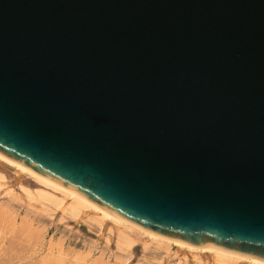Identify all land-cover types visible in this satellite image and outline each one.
Listing matches in <instances>:
<instances>
[{
	"label": "water",
	"instance_id": "95a60500",
	"mask_svg": "<svg viewBox=\"0 0 264 264\" xmlns=\"http://www.w3.org/2000/svg\"><path fill=\"white\" fill-rule=\"evenodd\" d=\"M0 154L264 261V0H0Z\"/></svg>",
	"mask_w": 264,
	"mask_h": 264
},
{
	"label": "rangeland",
	"instance_id": "374dc122",
	"mask_svg": "<svg viewBox=\"0 0 264 264\" xmlns=\"http://www.w3.org/2000/svg\"><path fill=\"white\" fill-rule=\"evenodd\" d=\"M37 179L0 158V211H6L5 222H1L4 214L0 212L3 214L0 215V264L14 263L18 251H23V255L19 254L17 264H214L209 252H197L174 243L158 245L142 234L133 233V243L126 245L118 224L89 208L72 213V198Z\"/></svg>",
	"mask_w": 264,
	"mask_h": 264
},
{
	"label": "bare ground",
	"instance_id": "6f19581e",
	"mask_svg": "<svg viewBox=\"0 0 264 264\" xmlns=\"http://www.w3.org/2000/svg\"><path fill=\"white\" fill-rule=\"evenodd\" d=\"M0 158H2V159H4V160H6L7 162H9V163H11V164H13V165H15L16 167H17V169H18V171H20V172H27V173H30V174H32L36 179L38 178L41 182H43L44 184L46 183V184H48L47 186H49L50 185V187L51 186H53V188H55V190H61V192L63 191L64 193H65V195H67V196H69L70 198H72L71 200H72V202H71V211H72V213H74V214H78L80 211H82L83 209H87V208H89V209H92V210H94V211H96V212H98V213H100V214H102V217L103 218H107V219H110V221H112V223L113 222H115L116 224H118L120 227H122V232L124 233L123 234V237H122V232L121 231H119V233L121 234H119L121 237H122V239L120 238V236H119V239H121L122 240V242L124 243V244H126V245H131L132 243H133V236H131L133 233H137V234H142V236L143 235H146V236H148L150 239H152L153 241H155V243H157L158 245H171V244H177L178 246H180V247H182V248H187V249H190V250H196L197 252L198 251H203V252H209V253H211V257H213V259H214V264H234V263H240V262H247V261H250V262H255V263H257V264H264V261H262V260H259V259H256V258H252V257H247V256H243V255H238V254H234V253H230V252H226V251H222V250H218V249H216V248H213V247H209V246H206V247H198V246H192V245H188V244H185V243H183V242H180V241H177V240H172V239H168V238H164V237H161V236H157V235H155V234H153V233H150V232H148V231H145V230H142V229H140V228H138V227H136V226H134V225H132V224H130V223H127V222H125V221H123V220H121V219H119V218H117L116 216H114V215H112V214H110V213H108V212H106L105 210H103L102 208H100V207H98L97 205H95L94 203H92L91 201H89L88 199H86L85 197H83V196H81L80 194H78V193H76V192H74V191H72V190H70V189H67V188H65V187H63V186H61V185H59V184H57V183H54V182H52V181H50V180H48V179H46V178H44V177H42L41 175H39V174H37V173H35V172H33V171H31L30 169H28V168H26V167H24V166H22V165H20V164H17V163H15V162H13V161H11V160H9V159H7L6 157H4L3 155H1L0 154ZM37 179V180H38ZM45 184V185H46ZM1 207V206H0ZM1 209H3V207L1 208ZM6 210V209H5ZM1 212V211H0ZM4 212H6V211H4L3 210V212H1V213H3L4 214V216L2 217L3 219H2V221H1V219H0V221L1 222H3L5 219H4V217H5V213ZM8 212H9V210H8ZM92 213V212H91ZM2 214V215H3ZM7 214V213H6ZM1 215V214H0ZM1 215V216H2ZM11 215H12V213H11ZM88 215V214H87ZM0 216V217H1ZM10 216V215H9ZM16 217V216H15ZM8 218V217H7ZM10 219V218H9ZM9 219H8V221H9ZM1 222H0V226L2 225L1 224ZM5 222V221H4ZM9 224V223H8ZM112 225V224H111ZM110 225V226H111ZM4 227V226H3ZM9 229V228H8ZM120 229V228H119ZM118 229V230H119ZM123 229H124V231H123ZM121 230V229H120ZM3 231V230H2ZM9 232V231H8ZM12 232V231H11ZM131 232V233H130ZM5 233H6V231H5ZM10 233V232H9ZM22 233H24V232H22ZM1 234H3V233H1ZM8 234V233H7ZM15 235H16V233H15ZM14 235V236H15ZM20 235V234H19ZM1 236V235H0ZM29 236V235H28ZM12 237V236H11ZM20 237H22L21 235H20ZM25 237V236H24ZM9 238V237H8ZM32 238V237H31ZM30 238V239H31ZM1 240V239H0ZM14 240V239H13ZM27 240V239H26ZM19 241V240H18ZM31 241V240H30ZM150 241V240H149ZM10 242H11V240H10ZM24 242H26V243H28L27 241H22V243H24ZM2 243V242H1ZM14 243V242H13ZM18 243V242H17ZM20 243V242H19ZM21 243V244H22ZM26 243H24L25 245H26ZM11 244V243H10ZM24 244H22V246L24 247ZM15 245H17V244H15ZM19 246V245H18ZM21 246V245H20ZM19 246V247H20ZM13 247H14V244H13ZM19 247H18V250H23V249H19ZM52 247V246H51ZM5 248V247H4ZM21 248V247H20ZM28 248H30V247H28ZM14 250H16V249H14ZM185 250V249H184ZM8 251V250H7ZM7 251H5L7 254H8V252ZM49 251V250H48ZM60 251V250H59ZM189 251V250H188ZM15 252H17V251H15ZM21 252H23V251H21ZM21 252H19L18 251V253L20 254ZM13 253V252H12ZM2 254H3V251H2ZM19 254H17L18 256H16L15 254H14V256H15V258H21V256L19 257ZM195 254V253H194ZM21 255H23V253H21ZM47 255V254H46ZM46 255H45V257H46ZM60 255V254H59ZM4 256V255H3ZM12 256H13V254L11 255V258H12ZM14 256H13V260H15L14 259ZM199 256V255H198ZM52 257V256H51ZM85 257V256H84ZM6 258H7V256H6ZM17 258V259H18ZM3 259V258H2ZM9 259H10V257H9ZM9 259L7 260V261H9ZM16 259V260H17ZM1 260V259H0ZM16 260H15V264H17L16 263ZM50 260H51V258H50ZM57 260H60V259H57ZM10 261H12V260H10ZM55 262H56V260H54ZM13 262V261H12ZM42 262H43V260H42ZM1 263H3V262H1ZM11 263V262H10ZM14 263H11V264H14ZM96 263V262H95ZM94 263V264H95ZM6 264V263H5ZM8 264H9V262H8ZM38 264V263H37Z\"/></svg>",
	"mask_w": 264,
	"mask_h": 264
}]
</instances>
